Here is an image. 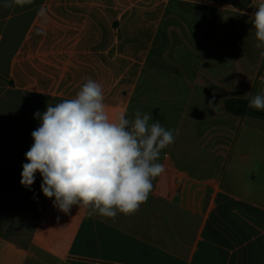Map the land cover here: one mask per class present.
<instances>
[{"label": "crops", "instance_id": "crops-1", "mask_svg": "<svg viewBox=\"0 0 264 264\" xmlns=\"http://www.w3.org/2000/svg\"><path fill=\"white\" fill-rule=\"evenodd\" d=\"M261 2L34 0L6 8L0 0V264H264L261 140H250L244 153L237 140L223 143L226 153L215 156L186 154L189 142L176 139L160 153L165 171L147 201L114 219L78 206L60 212L43 195L38 172L31 189L20 184L40 123L34 113L74 98L91 78L102 85L110 118L134 117L178 10L191 8L192 27L213 23L216 13L240 24ZM147 103L145 110L159 105ZM161 111L159 120L175 130L196 125L181 110ZM238 119L239 128L247 118Z\"/></svg>", "mask_w": 264, "mask_h": 264}, {"label": "clouds", "instance_id": "clouds-1", "mask_svg": "<svg viewBox=\"0 0 264 264\" xmlns=\"http://www.w3.org/2000/svg\"><path fill=\"white\" fill-rule=\"evenodd\" d=\"M34 0H4V7L33 4ZM38 16L46 20L41 7ZM252 29L264 58V2L250 17ZM44 35L45 33L41 32ZM208 101L215 112L218 104ZM248 107L264 111V90L251 96ZM40 123L32 131V146L25 153L20 184L31 189L38 172L41 191L54 198L53 207L68 214L73 206L89 208V215L115 218L131 215L145 203L154 178L164 173L160 153L175 141V130L166 129L151 113L137 110L134 118L122 112L110 118L102 85L86 78L74 98L44 112L34 113Z\"/></svg>", "mask_w": 264, "mask_h": 264}, {"label": "rangeland", "instance_id": "rangeland-1", "mask_svg": "<svg viewBox=\"0 0 264 264\" xmlns=\"http://www.w3.org/2000/svg\"><path fill=\"white\" fill-rule=\"evenodd\" d=\"M192 21L191 8L180 9L165 28L164 48L158 55L159 68L150 70L147 85L151 90L142 92L138 110L151 113L154 120L164 119L165 113L161 110L186 113L184 121L196 125L193 127L190 124L183 132L175 130L170 122L159 120L166 129L175 130V140L179 138L189 142L183 148L186 154L203 155L209 150L210 154L221 156L227 150L223 143L234 140H237L242 153L247 150L250 140H261L264 146V118L254 113L264 111L248 107L251 96L264 90V58L260 57V50L255 47L257 41L250 19L239 24L216 13L213 23L203 20L199 26L192 27ZM246 85L249 91L242 92ZM161 91L169 96L168 101L163 100ZM168 92L173 94L168 95ZM243 94H249L247 100ZM179 95L182 98L176 100ZM213 98L218 104L215 112L208 108V101ZM230 98L247 101L246 113L240 117L241 120L247 119L239 128L238 117L230 115L224 106ZM150 100L158 101L159 105H155L158 108L145 110V104L151 107L147 103ZM161 105L167 109L161 108ZM129 118L134 117L129 115ZM179 119L180 114L176 116V121L179 122ZM255 131L258 132L256 135ZM243 146L246 148L241 149ZM261 151L264 152V148Z\"/></svg>", "mask_w": 264, "mask_h": 264}, {"label": "trees", "instance_id": "trees-1", "mask_svg": "<svg viewBox=\"0 0 264 264\" xmlns=\"http://www.w3.org/2000/svg\"><path fill=\"white\" fill-rule=\"evenodd\" d=\"M225 109L228 113L241 117L246 113L247 110V101L242 99L230 98L227 99L224 103ZM261 118H264V113L254 112Z\"/></svg>", "mask_w": 264, "mask_h": 264}]
</instances>
